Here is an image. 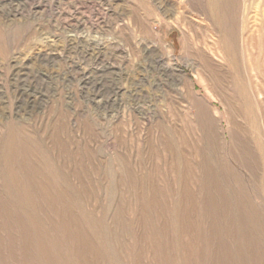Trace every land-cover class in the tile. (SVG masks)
<instances>
[{
	"label": "rangeland",
	"instance_id": "1",
	"mask_svg": "<svg viewBox=\"0 0 264 264\" xmlns=\"http://www.w3.org/2000/svg\"><path fill=\"white\" fill-rule=\"evenodd\" d=\"M229 1L241 4V13L226 9L240 43L253 37L254 52L264 53V0ZM198 6L0 0V264H264V178L231 157V117L222 103L244 102L241 70L213 85L222 102L192 75L191 67L214 80L202 61L211 54L206 47L221 43ZM185 75L219 109L224 150L261 216L245 231L253 245L242 240L243 219L213 139L201 128L198 135L181 129L191 109L180 88ZM207 159L221 189L209 186ZM128 165L139 170L134 181L118 173ZM126 194L130 216L122 209Z\"/></svg>",
	"mask_w": 264,
	"mask_h": 264
},
{
	"label": "bare ground",
	"instance_id": "2",
	"mask_svg": "<svg viewBox=\"0 0 264 264\" xmlns=\"http://www.w3.org/2000/svg\"><path fill=\"white\" fill-rule=\"evenodd\" d=\"M197 2L199 4L198 8L210 14L212 18L213 28L216 32H219L218 34H220L221 43L217 41L214 42L211 46L206 47L207 51L211 54L207 56V60L205 58L202 61L203 63H205L208 69L213 72L214 80H212L215 82H213L209 78H205L202 72L196 73L193 67L190 68L191 73L193 76L197 75L196 77L202 79L205 82L210 95L216 102H222V99L216 98L214 96L213 85L218 84L224 86V79L227 80L230 75L233 76L236 71H239V69L241 70L238 75L240 77V80L238 81L237 86L240 89L239 92L243 97L244 102H233L232 100H227L225 103L222 102L223 105L229 109V116L231 117L229 120L231 127V146H229V149L231 152V157H233L234 160L238 162L246 171L255 173L260 178H264V81L262 79V77H264V53L257 54V52H254L253 37L245 36L240 43V41L238 40L239 38L237 32L235 30V22H230L227 19L226 9L232 7L231 9L239 10V13H241V4H239L238 2L233 3V1L231 4L229 0H197ZM243 9L245 10V7H243ZM241 31L242 33H244L243 30ZM218 58L225 61L226 64L222 63L220 60H218ZM218 65L228 67V73H220V71L217 69ZM182 83L183 84H181L180 86L181 91L186 96V98L190 100L191 109L195 108L194 112L196 113L193 114L191 109L187 112L186 115L188 118V123L185 126L181 127V129H184L183 131H185L186 133H191V131L198 132V128H201L202 132L205 133L204 136L206 135L205 137L207 138V140H211V138L213 139V142H210V148L212 149L211 151L214 150V153L218 151L217 154L218 156H220L219 159L221 160V171H223L222 176L226 181L229 189L232 191L234 199L238 202L237 208H239L240 210L238 211L239 217L243 219V222L241 224L242 229L244 230V232H248L250 223L255 221V218L257 216H259L258 218L261 219V216L257 215L258 207L256 203L253 201H248L247 197L250 195L249 192H245L244 190H242L243 188L239 186L241 181L245 179L244 174L239 171L238 168H236L234 163L230 161V158L227 156L224 150L225 138L223 137V131L222 134L220 132L221 130H223V127L221 116H219V109L214 105L211 106V104L208 103L204 97L196 93L189 75L184 76ZM251 96H253L254 101H252ZM232 104L233 107H231ZM249 112L253 113L255 115V118H257V127L252 124ZM214 126L217 132H215L216 136L214 134ZM234 128H236V132H234L233 134ZM197 132L195 133L198 135ZM214 138H216V140H214ZM217 138L221 139V141L219 142V139ZM198 141L200 140L198 139ZM200 150H202V148ZM148 154L151 157L153 155V153L151 155V153L148 152L146 156ZM140 157L141 152L137 150L136 158L139 160ZM197 157H199V154H197ZM203 157H206V154ZM207 160L208 161H205V163H207L208 165L206 166L205 170H207L208 172L207 179L209 182V186H212L215 189H221V180L220 182L219 180H217V178L220 177L217 167L214 165V161L212 164L209 159ZM158 163L159 159L157 160V164ZM255 167L259 169L258 172L256 169H254ZM122 172L126 175L127 178L130 177L129 180L134 181L136 180L135 177L138 175L139 170L136 167L129 168L128 165L123 166L122 171L118 173ZM207 172H205V176ZM157 173H160L159 169H157ZM195 174L197 178L198 172H196ZM203 178L206 179L205 177ZM260 185L264 190V179L260 180ZM212 198H210L209 201L212 202L213 206H215L214 204H218V201L215 198L214 200ZM130 199L131 196H129V194H126L122 201V209L123 211H125V213L128 214V216H130V213L126 210V208ZM222 199L223 200H221L220 202L221 205L226 207L229 206L228 198L223 196ZM249 199L251 200V198ZM245 202L252 203L249 204L250 208L247 207ZM208 205L209 204H207V206L205 205L206 210L209 212V214L212 212L214 219V216H216V210L212 205ZM227 214L228 216L225 217L226 220L224 219L225 222L227 221L226 224H228L229 221V213ZM242 240L246 242L247 240H249L248 242H251L250 233H243ZM251 245H253L252 242ZM254 247L255 246H252L253 249H255Z\"/></svg>",
	"mask_w": 264,
	"mask_h": 264
}]
</instances>
